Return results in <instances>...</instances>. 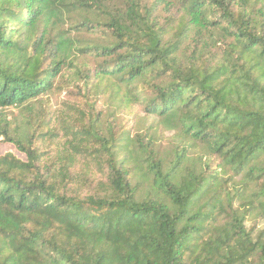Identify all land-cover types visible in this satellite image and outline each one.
I'll use <instances>...</instances> for the list:
<instances>
[{"label":"trees","instance_id":"obj_1","mask_svg":"<svg viewBox=\"0 0 264 264\" xmlns=\"http://www.w3.org/2000/svg\"><path fill=\"white\" fill-rule=\"evenodd\" d=\"M0 146V264H264V0H0Z\"/></svg>","mask_w":264,"mask_h":264},{"label":"rangeland","instance_id":"obj_2","mask_svg":"<svg viewBox=\"0 0 264 264\" xmlns=\"http://www.w3.org/2000/svg\"><path fill=\"white\" fill-rule=\"evenodd\" d=\"M128 120V119H125ZM10 150V148L8 146H0V154H4L6 152H8Z\"/></svg>","mask_w":264,"mask_h":264}]
</instances>
